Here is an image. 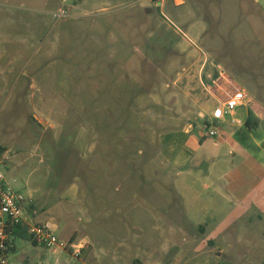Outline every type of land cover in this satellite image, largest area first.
Returning a JSON list of instances; mask_svg holds the SVG:
<instances>
[{"label":"rangeland","instance_id":"obj_1","mask_svg":"<svg viewBox=\"0 0 264 264\" xmlns=\"http://www.w3.org/2000/svg\"><path fill=\"white\" fill-rule=\"evenodd\" d=\"M159 1L0 0L5 172L58 239L9 264H264V0H200L199 40Z\"/></svg>","mask_w":264,"mask_h":264},{"label":"built area","instance_id":"obj_2","mask_svg":"<svg viewBox=\"0 0 264 264\" xmlns=\"http://www.w3.org/2000/svg\"><path fill=\"white\" fill-rule=\"evenodd\" d=\"M246 96L239 90L236 94L228 95L225 99L217 97L220 114L223 117L231 116L235 122H241L237 115V109L244 104ZM217 134H219L217 127L207 132V135L211 137ZM6 167V157H4L0 147V264H9V255L15 247V240L12 241L13 230L10 227L15 224L28 226L32 237L48 247H54L58 244L53 229L29 221L25 211L24 197L16 192L7 180Z\"/></svg>","mask_w":264,"mask_h":264},{"label":"crops","instance_id":"obj_3","mask_svg":"<svg viewBox=\"0 0 264 264\" xmlns=\"http://www.w3.org/2000/svg\"><path fill=\"white\" fill-rule=\"evenodd\" d=\"M164 1L163 0L159 1V4L165 5L166 3ZM168 1L169 3L166 4V6L169 8H170L169 4L171 5L174 4L176 6H183V8L180 10H182V21L185 25L188 26L187 33L190 35L191 39L194 40L195 38H197V40L201 39L202 35L207 31L208 28L207 26L208 17H206L207 15L202 12V6L200 3L201 1L200 0H167V2ZM249 109H252V107L246 108L245 106L240 105L237 109V115H238V111L240 114L246 111V115L248 116Z\"/></svg>","mask_w":264,"mask_h":264},{"label":"trees","instance_id":"obj_4","mask_svg":"<svg viewBox=\"0 0 264 264\" xmlns=\"http://www.w3.org/2000/svg\"><path fill=\"white\" fill-rule=\"evenodd\" d=\"M258 120H259L258 115L252 109H249L248 116H247L246 122H245L246 125L249 128H252L255 124L258 123ZM10 228L13 230L12 231L13 232L12 241H14L16 237L25 238V239L33 238L31 233H30L29 227L24 225V224H15V225L11 226ZM14 248L12 250H14Z\"/></svg>","mask_w":264,"mask_h":264}]
</instances>
